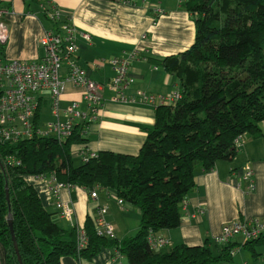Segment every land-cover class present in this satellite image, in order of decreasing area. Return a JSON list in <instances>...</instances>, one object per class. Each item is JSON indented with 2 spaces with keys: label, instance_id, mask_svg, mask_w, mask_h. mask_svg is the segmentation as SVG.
Listing matches in <instances>:
<instances>
[{
  "label": "trees",
  "instance_id": "16d2710c",
  "mask_svg": "<svg viewBox=\"0 0 264 264\" xmlns=\"http://www.w3.org/2000/svg\"><path fill=\"white\" fill-rule=\"evenodd\" d=\"M24 1L42 5V17L60 32L62 23L72 24L55 15L57 7L50 0ZM183 1L195 20V42L178 58L162 62L166 72L179 79L182 98L156 108L155 127L138 155L100 151L78 162L73 148L89 143L91 122L75 125L66 140L35 136L0 142V243L8 264H63L66 256L92 261L109 246L124 255L127 264L232 261L233 247L181 244L156 255L150 240L161 230L181 225L184 204L197 187V168L209 172L219 162L233 160L246 136L264 138V0ZM39 118L40 109L36 126ZM50 175L88 192H114L122 205L131 204L142 213L139 232L122 241L100 236L89 218L83 228L88 243L80 249L78 228L55 221L27 178ZM261 246L264 236L243 244L256 259L255 248Z\"/></svg>",
  "mask_w": 264,
  "mask_h": 264
},
{
  "label": "crops",
  "instance_id": "0c3cea01",
  "mask_svg": "<svg viewBox=\"0 0 264 264\" xmlns=\"http://www.w3.org/2000/svg\"><path fill=\"white\" fill-rule=\"evenodd\" d=\"M50 1L63 19L69 18L75 26L78 32L75 60L92 80L107 85L116 75L114 61L120 57L130 58L129 74L134 80L125 92L127 101L124 102L112 101L113 92L104 89L103 108L86 133L89 143L74 146L73 157L81 161L78 153L86 149L83 145L92 153L110 151L138 155L148 132L155 127L156 108L163 104L133 100L140 92L164 98L180 92L179 79L166 72L162 62L170 57L178 58L194 44V17L183 7V0ZM0 5L8 10L5 22L9 41L0 51L3 57L7 60H41L44 48L40 39L52 28L55 30L54 24L42 17V5L30 6L24 0H0ZM68 74V66L64 65L59 71L64 88L58 114L49 91L36 94L40 129L44 130L49 122H67V109L73 102L80 104L82 112L87 111L85 89L68 82ZM261 126L264 131V122ZM246 168L253 171L255 189L250 193L245 192L247 183L243 180ZM29 181L39 191L45 207L54 214V220L69 228V223L59 218L50 182L41 177H31ZM196 183L197 187L189 193L184 204L181 225L156 234L164 240V244L155 247L154 253L161 255L181 244L203 246L210 242L212 247H233L232 263L249 264L248 258L242 256L244 247L237 241L238 237L225 245H220L217 238L225 224L264 217V138L246 136L242 149L233 160L221 161L209 172L197 168ZM90 193L85 188L74 186L61 190V199L73 203L77 228H84L89 218L96 219L99 204H107L106 220L114 230L115 239L122 241L136 236L142 220L139 209L131 204H119L112 191L99 190L97 199H93ZM62 263L127 264V261L115 247L109 246L103 248L92 261L66 256ZM0 264H8L1 243Z\"/></svg>",
  "mask_w": 264,
  "mask_h": 264
},
{
  "label": "built area",
  "instance_id": "2783aa9c",
  "mask_svg": "<svg viewBox=\"0 0 264 264\" xmlns=\"http://www.w3.org/2000/svg\"><path fill=\"white\" fill-rule=\"evenodd\" d=\"M55 15L61 16L57 9ZM8 11L0 6V46H5L9 41V30L5 22ZM54 18V17H52ZM61 32L57 29L50 30L40 39L44 48V56L41 60L23 61L7 60L0 52V142H14L20 139H32L35 136H55L66 140L71 137L75 125L83 122H93L100 114L104 98L103 92L107 88L113 92L112 101H127L125 92L134 83L129 74V61L117 58L114 61L116 75L102 85L92 80L86 72L77 64L75 55L78 50L76 43V29L72 24L62 23ZM87 38V36H85ZM1 51V49H0ZM64 65L68 66L69 74L67 81L85 89L84 102L87 111L82 112L80 104L73 102L67 109L68 121L49 122L46 128L36 126L35 118L39 111V103L36 94L40 91H49L56 114L59 112V101L63 92L64 83L60 79L59 71ZM181 92H176L170 98L148 96L139 93L133 101H143L155 105L176 103L180 100ZM83 150V149H82ZM78 155L85 161L94 157L87 149L80 151ZM247 177L251 176L250 168H246ZM47 180V177H41ZM72 188L57 181L51 176L50 190L54 196L55 207L59 218L68 222L69 227H77L75 209L72 202H64L60 193L63 188ZM99 188L90 193L93 199L99 197ZM116 195V194H115ZM117 197V196H116ZM119 204L123 201L117 198ZM109 211L107 204H99L96 210V219L93 220L95 228L100 236L114 237V230L107 222L106 215ZM264 233V218L261 220H249L227 225L223 228L222 235L217 238L218 243H224L235 235L243 234L249 239L258 238ZM79 248H85L88 243L83 228H78Z\"/></svg>",
  "mask_w": 264,
  "mask_h": 264
},
{
  "label": "bare ground",
  "instance_id": "6f19581e",
  "mask_svg": "<svg viewBox=\"0 0 264 264\" xmlns=\"http://www.w3.org/2000/svg\"><path fill=\"white\" fill-rule=\"evenodd\" d=\"M81 151H83V150H81ZM89 153H92L91 151H88ZM95 154V156H96V154L97 153H94ZM78 157L79 158H81L79 155H78ZM90 158H92V157H90ZM89 159V158H88ZM251 170V169H250ZM251 176L250 177H247V175H246V171H243V180L247 183V185H246V189H245V192H252V191H254V189H255V184H254V181H253V171L251 170ZM184 208V207H183ZM264 218V217H263ZM263 218H261V219H263ZM261 219H247V220H239V221H235V222H232V223H228V224H225L224 226H223V228L225 227V226H227V225H232V224H234V223H238V222H244V221H249V220H261ZM111 226V225H110ZM223 228H222V232H223ZM222 232H221V235H222ZM220 235V236H221ZM238 236H243V237H245V239H246V241L247 240H257V239H259V238H261L262 236H264V233L261 235V236H259L258 238H253V239H249V238H247L246 236H244L243 234H238V235H235V236H233L232 238H230L228 241H226V242H224V243H219L220 245H225V244H227L228 242H230L233 238H235V237H238ZM219 238V237H218ZM111 239H115V234H114V237L113 238H111ZM151 243L155 246V247H157V246H161V245H163L164 244V240L162 239V238H159V237H154V238H152L151 240ZM83 249V248H82Z\"/></svg>",
  "mask_w": 264,
  "mask_h": 264
},
{
  "label": "rangeland",
  "instance_id": "374dc122",
  "mask_svg": "<svg viewBox=\"0 0 264 264\" xmlns=\"http://www.w3.org/2000/svg\"><path fill=\"white\" fill-rule=\"evenodd\" d=\"M1 6V5H0ZM2 7V6H1ZM2 8H4V7H2ZM4 9H6V8H4ZM7 10V9H6ZM8 11V10H7ZM120 58H124V59H127L129 62H130V58L129 57H120ZM129 66H130V63H129ZM133 85V84H132ZM179 101V100H178ZM177 101V102H178ZM176 102V103H177ZM176 103H167V104H170V105H173V104H176ZM51 176H54V175H50V176H47V180L49 181V182H51ZM28 178V180H30L31 179V177L30 176H28L27 177ZM57 179V178H56ZM58 181V180H57ZM59 182V181H58ZM61 183V182H60ZM64 184V183H63ZM65 185H71V184H65ZM72 186V185H71ZM51 191V190H50ZM55 202H56V200H55ZM95 220V219H94ZM93 223H94V221H93ZM62 225H64V224H62ZM94 226H95V224H94ZM237 241L239 242V243H242L241 245H243V244H245V241H246V239H245V237H243V236H238V238H237ZM255 250H256V253L257 254H259V259L258 260H255V257H254V255H253V253L251 252V251H249V250H247V249H245L244 248V250H243V257H247L248 258V262H249V264H264V246H261V247H256L255 248ZM233 256H234V253H233ZM233 258V257H232ZM237 260H239V259H237ZM244 261V260H243ZM231 263H232V261H230ZM230 262H225L224 264H226V263H230ZM236 262V261H235ZM223 263V262H222ZM222 263H220V264H222ZM232 264H234V262L232 263ZM237 264V263H236ZM241 264H244V262H241Z\"/></svg>",
  "mask_w": 264,
  "mask_h": 264
},
{
  "label": "water",
  "instance_id": "95a60500",
  "mask_svg": "<svg viewBox=\"0 0 264 264\" xmlns=\"http://www.w3.org/2000/svg\"><path fill=\"white\" fill-rule=\"evenodd\" d=\"M8 191V190H7ZM8 201L10 200V197H9V193H8ZM11 219V218H10ZM10 226H11V231H12V236H13V241L15 243V246H16V250H18V246H17V242H16V238H15V235H14V231H13V227H12V222L10 221ZM19 254V253H18ZM19 256V259L21 260V257H20V254L18 255Z\"/></svg>",
  "mask_w": 264,
  "mask_h": 264
}]
</instances>
